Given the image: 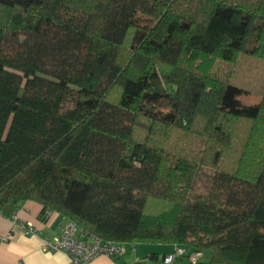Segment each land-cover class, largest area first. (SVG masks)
<instances>
[{"label":"trees","instance_id":"16d2710c","mask_svg":"<svg viewBox=\"0 0 264 264\" xmlns=\"http://www.w3.org/2000/svg\"><path fill=\"white\" fill-rule=\"evenodd\" d=\"M27 201L264 264V0H0V214Z\"/></svg>","mask_w":264,"mask_h":264},{"label":"crops","instance_id":"0c3cea01","mask_svg":"<svg viewBox=\"0 0 264 264\" xmlns=\"http://www.w3.org/2000/svg\"><path fill=\"white\" fill-rule=\"evenodd\" d=\"M27 201L16 212L17 222L0 214V264H69L70 258L62 252L42 250L45 240L51 241L71 221ZM31 227L34 233L26 235L23 227ZM125 252L117 258L98 257L90 264H164L163 258L171 256L170 246L159 244H124ZM175 248V246H172ZM174 264H185L175 260Z\"/></svg>","mask_w":264,"mask_h":264},{"label":"built area","instance_id":"2783aa9c","mask_svg":"<svg viewBox=\"0 0 264 264\" xmlns=\"http://www.w3.org/2000/svg\"><path fill=\"white\" fill-rule=\"evenodd\" d=\"M13 224H16V212L11 216ZM26 235L34 233L32 228L23 227ZM60 234L51 241L43 242L44 252H62L70 258L69 264H90L98 257L117 258L125 252L124 244L103 241L87 232H83L78 226L70 222L59 232ZM171 256L164 259V264H174V261L184 260L185 264H197L202 258V253L189 251L184 247L176 246Z\"/></svg>","mask_w":264,"mask_h":264},{"label":"rangeland","instance_id":"374dc122","mask_svg":"<svg viewBox=\"0 0 264 264\" xmlns=\"http://www.w3.org/2000/svg\"><path fill=\"white\" fill-rule=\"evenodd\" d=\"M143 23V25L145 24H148L147 22H141ZM254 40L251 39L249 42H248V49H252L253 46H254ZM239 100L241 101L240 104H243L245 106H250V105H254L256 104L257 102H259V98H256V97H253V96H247V95H241L239 97ZM159 245H162V244H159ZM164 246H170V248L168 249L169 251H171V255L173 254L172 252H174L175 248L172 247L171 245H164ZM209 257H210V253L209 252H202V258L200 260V264H206L209 260Z\"/></svg>","mask_w":264,"mask_h":264}]
</instances>
